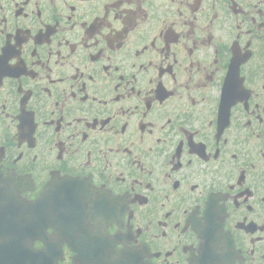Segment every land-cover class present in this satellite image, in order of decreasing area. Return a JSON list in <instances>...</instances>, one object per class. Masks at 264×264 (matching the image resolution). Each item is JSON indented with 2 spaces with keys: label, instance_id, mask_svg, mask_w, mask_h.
I'll use <instances>...</instances> for the list:
<instances>
[{
  "label": "flooded vegetation",
  "instance_id": "obj_1",
  "mask_svg": "<svg viewBox=\"0 0 264 264\" xmlns=\"http://www.w3.org/2000/svg\"><path fill=\"white\" fill-rule=\"evenodd\" d=\"M0 173L150 264H264V0H0Z\"/></svg>",
  "mask_w": 264,
  "mask_h": 264
},
{
  "label": "water",
  "instance_id": "obj_2",
  "mask_svg": "<svg viewBox=\"0 0 264 264\" xmlns=\"http://www.w3.org/2000/svg\"><path fill=\"white\" fill-rule=\"evenodd\" d=\"M70 204H72V205H74L75 206V204L74 203H72V202H69ZM71 218V217H70ZM71 221H72V223H76L77 221H78V218L77 217H72L71 218ZM91 253V252H90ZM113 253H115L114 251H113ZM82 253H81V251H79L78 252V256H80ZM125 259V260H124ZM129 258L128 257H126V258H123V259H120V258H115L114 260H112V264H132V263H129L128 260ZM128 260V261H127ZM95 263V262H94Z\"/></svg>",
  "mask_w": 264,
  "mask_h": 264
}]
</instances>
